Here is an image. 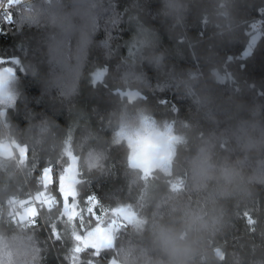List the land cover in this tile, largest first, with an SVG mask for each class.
I'll return each mask as SVG.
<instances>
[{"label":"clouds","instance_id":"clouds-1","mask_svg":"<svg viewBox=\"0 0 264 264\" xmlns=\"http://www.w3.org/2000/svg\"><path fill=\"white\" fill-rule=\"evenodd\" d=\"M24 27L0 55V264H264V86L237 67L264 0H0V34Z\"/></svg>","mask_w":264,"mask_h":264},{"label":"trees","instance_id":"trees-1","mask_svg":"<svg viewBox=\"0 0 264 264\" xmlns=\"http://www.w3.org/2000/svg\"><path fill=\"white\" fill-rule=\"evenodd\" d=\"M127 0H118V4L121 8L124 7ZM122 29L124 26H121ZM196 29H193V34L195 35ZM113 36L116 38V42H121L124 39H127L130 33L126 30L124 31H113ZM39 35L38 31L35 28H28L24 27L22 31L16 32V30L13 28L12 31L7 32V34H0V55H13V54H19L16 52V46L18 43H20L22 40L25 39H33ZM107 36V33L102 29L97 34L96 39L97 40H103ZM165 43L170 44V42L165 37ZM244 45L243 44H236L234 46L227 47L225 49V52L228 55L233 56H240L244 52ZM123 51V50H122ZM124 52V51H123ZM95 55H99V53H95ZM183 63V62H182ZM243 67L240 68V65L238 64L237 67L241 71V75L245 78H247L250 81H255L262 86H264V41H262L258 47V49L255 51L252 57L245 61L240 62ZM22 79V87L25 90L26 95L30 98L31 106L35 108L37 111L45 110L49 111V106L46 103H41L37 105L35 103L36 99L41 94V85L32 80L31 78L27 77H21ZM161 98L166 99L172 103H177L180 108L181 112L184 113L187 108L186 102L178 101L176 96L170 92H165L162 94ZM86 98L81 97V103H86ZM58 119L61 123H66V120L61 114ZM94 190L97 192L98 195H103V192L107 190L109 187L108 184L102 185L100 188H96L94 185ZM49 264H56V260L54 258H50Z\"/></svg>","mask_w":264,"mask_h":264},{"label":"rangeland","instance_id":"rangeland-1","mask_svg":"<svg viewBox=\"0 0 264 264\" xmlns=\"http://www.w3.org/2000/svg\"><path fill=\"white\" fill-rule=\"evenodd\" d=\"M122 50L125 51V49H121V52H123Z\"/></svg>","mask_w":264,"mask_h":264}]
</instances>
